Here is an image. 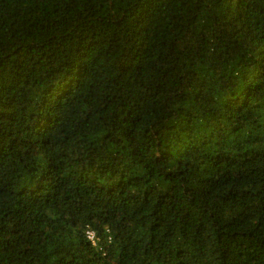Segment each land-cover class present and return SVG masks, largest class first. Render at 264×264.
Returning a JSON list of instances; mask_svg holds the SVG:
<instances>
[{
  "label": "trees",
  "instance_id": "16d2710c",
  "mask_svg": "<svg viewBox=\"0 0 264 264\" xmlns=\"http://www.w3.org/2000/svg\"><path fill=\"white\" fill-rule=\"evenodd\" d=\"M0 264H264V0H0Z\"/></svg>",
  "mask_w": 264,
  "mask_h": 264
},
{
  "label": "built area",
  "instance_id": "2783aa9c",
  "mask_svg": "<svg viewBox=\"0 0 264 264\" xmlns=\"http://www.w3.org/2000/svg\"><path fill=\"white\" fill-rule=\"evenodd\" d=\"M85 233H86V237H87L92 243H94V242H95V236H94L93 231L87 229V230L85 231Z\"/></svg>",
  "mask_w": 264,
  "mask_h": 264
}]
</instances>
